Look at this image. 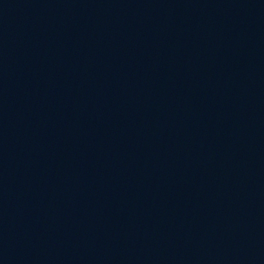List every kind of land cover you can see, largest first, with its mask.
Listing matches in <instances>:
<instances>
[{
	"label": "water",
	"instance_id": "obj_1",
	"mask_svg": "<svg viewBox=\"0 0 264 264\" xmlns=\"http://www.w3.org/2000/svg\"><path fill=\"white\" fill-rule=\"evenodd\" d=\"M0 264H264V0H0Z\"/></svg>",
	"mask_w": 264,
	"mask_h": 264
}]
</instances>
